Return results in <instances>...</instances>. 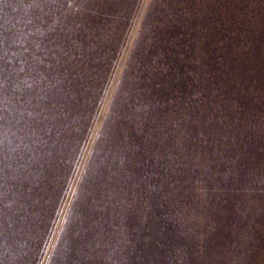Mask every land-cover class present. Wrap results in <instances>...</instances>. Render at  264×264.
<instances>
[{"label":"rangeland","instance_id":"374dc122","mask_svg":"<svg viewBox=\"0 0 264 264\" xmlns=\"http://www.w3.org/2000/svg\"><path fill=\"white\" fill-rule=\"evenodd\" d=\"M0 264H264V0H0Z\"/></svg>","mask_w":264,"mask_h":264}]
</instances>
